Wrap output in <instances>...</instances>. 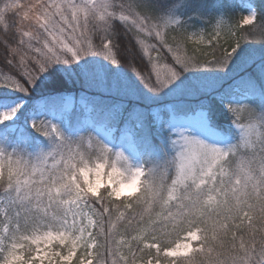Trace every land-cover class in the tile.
I'll use <instances>...</instances> for the list:
<instances>
[{"label": "trees", "instance_id": "16d2710c", "mask_svg": "<svg viewBox=\"0 0 264 264\" xmlns=\"http://www.w3.org/2000/svg\"><path fill=\"white\" fill-rule=\"evenodd\" d=\"M7 1L0 0V109L23 103L24 112L33 111L37 116L15 130L0 122V210L2 200H8L11 211H19L17 219L27 233L39 222L42 208L52 214L45 219L53 222L68 203L79 199L95 223L92 264H125L119 254V246H124L120 240L140 235L143 239H133L124 255L130 264L149 258L166 260L162 250L195 229L201 233V248L192 256L177 259L176 264H264V0H249L257 19L246 25L238 23L231 34L230 41L237 43L232 53L221 40L207 45L190 39L185 21L209 24L220 4L231 3L237 8L238 0H112L115 14L111 23L92 32L91 43L100 49L108 42L117 64L128 75L149 76L155 59L153 53L147 56L140 49L138 39L143 33L119 17L120 13L144 15L150 21L181 17L184 22L169 26L164 41L151 40L159 48L158 63L175 67L183 75L182 69L188 67V75L207 78L229 57L235 60L257 54L253 63L217 90L176 100L178 114L206 109L210 124L232 137L236 145L222 148L212 181L200 191L192 186L183 188L173 202L168 195L177 172L175 155L153 124L149 110L129 102L123 114H111L110 110L119 106L109 95L87 96L79 79L51 65L41 71L35 63L23 60L15 15L6 9ZM176 51L184 54L183 58L174 54ZM192 62L198 71L192 69ZM69 96L84 98L91 106L93 125H115V140L121 133L132 135L145 169L136 193L118 197L109 186L98 193L87 188L84 171L102 164L110 170L115 147L100 131L81 122L83 108L71 111L65 122L63 108ZM51 112L61 117L57 120ZM236 123L258 127L259 136L252 146L238 144ZM26 243L25 249L32 254L34 246L29 239Z\"/></svg>", "mask_w": 264, "mask_h": 264}, {"label": "rangeland", "instance_id": "374dc122", "mask_svg": "<svg viewBox=\"0 0 264 264\" xmlns=\"http://www.w3.org/2000/svg\"><path fill=\"white\" fill-rule=\"evenodd\" d=\"M238 4L237 8L231 3L220 4L209 24L200 20L196 23L185 21L190 39L207 45L221 40L225 48L234 52L237 43L230 39L238 23L246 25L257 19L255 7L249 0H238ZM6 9L15 15L23 60L35 63L41 71L45 65H51L67 76L79 79L87 96L109 95L119 106L118 109L112 108L111 114H123L130 103L144 111L149 110L153 124L166 137L175 155L177 172L170 187L169 202L178 198L183 188L192 186L200 191L208 180L212 181L211 175L222 148L233 149L236 143L232 137L210 124L206 109L200 108L187 115L178 114L175 110L176 100L196 97L202 91L217 90L245 66L253 63L256 53L235 60L229 57L227 63L212 70L207 78L198 77L197 74L188 75V67L182 69L183 75L175 67L158 63V46L151 40H156V43L164 41L169 26L184 22L181 17L174 15L150 21L144 15L120 13L119 17L131 22L143 33V38L138 39L140 49L147 56L153 53L155 59L149 76L128 75L117 64L108 42L99 49L90 41L94 28L99 30L111 23L115 14L112 0H8ZM174 54L180 58L184 56L178 55L177 51ZM191 67L198 71L199 67L194 62ZM232 101L235 102L233 98ZM23 107V103L4 105L0 109V122L9 123L8 128L15 130L21 128L22 123L35 121L37 113L24 112ZM81 108L84 109L81 122L100 131L106 141L115 147V160L110 170H106L102 164L84 171L87 188L98 193L103 186H109L112 194L118 197L136 193L145 169L132 135L121 133L115 140V125H108L107 122L93 125L91 106L84 98L67 97L63 108L65 122H68L71 111ZM51 114L54 116L53 112ZM54 117L58 120L61 115ZM233 126L242 148L252 146L259 136L258 127L254 124L236 123ZM207 191L211 194V188ZM209 196L203 204H207ZM78 201L68 203L62 215L53 222L45 219L52 214L42 208L39 222L24 233L17 219L19 211L12 212L8 200L3 199L0 210V264H92L95 257V223ZM135 238L143 239L140 235L122 237L120 240L124 246H119V254L124 257L125 264H130L124 255ZM28 239L34 246L32 254L25 249ZM200 240V230H192L162 250L166 260L149 258L135 264H176L177 259L192 256L201 248ZM146 245L150 246V241L147 240ZM152 247L160 250L157 244H152Z\"/></svg>", "mask_w": 264, "mask_h": 264}]
</instances>
